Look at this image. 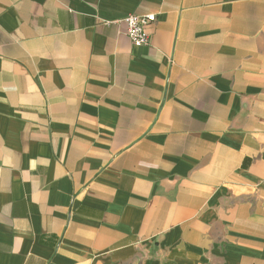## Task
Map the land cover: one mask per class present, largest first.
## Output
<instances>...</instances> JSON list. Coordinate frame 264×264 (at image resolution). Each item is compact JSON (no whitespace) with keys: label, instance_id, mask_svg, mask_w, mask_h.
<instances>
[{"label":"crops","instance_id":"0c3cea01","mask_svg":"<svg viewBox=\"0 0 264 264\" xmlns=\"http://www.w3.org/2000/svg\"><path fill=\"white\" fill-rule=\"evenodd\" d=\"M0 264H264V0H0Z\"/></svg>","mask_w":264,"mask_h":264},{"label":"built area","instance_id":"2783aa9c","mask_svg":"<svg viewBox=\"0 0 264 264\" xmlns=\"http://www.w3.org/2000/svg\"><path fill=\"white\" fill-rule=\"evenodd\" d=\"M156 22L154 14H132L114 23L126 26L127 35L135 47H146L150 44L148 29Z\"/></svg>","mask_w":264,"mask_h":264}]
</instances>
